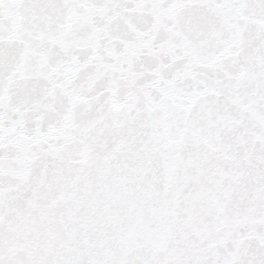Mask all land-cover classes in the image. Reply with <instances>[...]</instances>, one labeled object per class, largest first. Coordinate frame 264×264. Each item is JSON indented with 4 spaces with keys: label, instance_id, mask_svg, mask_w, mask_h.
Wrapping results in <instances>:
<instances>
[{
    "label": "snow or ice",
    "instance_id": "snow-or-ice-1",
    "mask_svg": "<svg viewBox=\"0 0 264 264\" xmlns=\"http://www.w3.org/2000/svg\"><path fill=\"white\" fill-rule=\"evenodd\" d=\"M0 264H264V0H0Z\"/></svg>",
    "mask_w": 264,
    "mask_h": 264
}]
</instances>
